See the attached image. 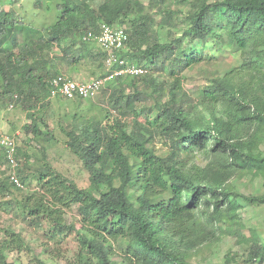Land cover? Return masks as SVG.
Instances as JSON below:
<instances>
[{
    "label": "trees",
    "instance_id": "obj_1",
    "mask_svg": "<svg viewBox=\"0 0 264 264\" xmlns=\"http://www.w3.org/2000/svg\"><path fill=\"white\" fill-rule=\"evenodd\" d=\"M6 1L18 0H0V107L6 101L21 106L29 119L22 125L25 136L41 142L54 137L34 109L50 99L48 80L62 73L57 71L59 63L96 56L102 61L99 76L105 74L103 50L95 52L94 41L82 38L100 23L126 26V45L118 54L145 69L132 76L133 93L110 94V108L119 117L114 123L106 121L111 112L105 109L102 119L74 124L73 115L67 128L61 126L66 146L90 172L87 188H79L46 161L26 171L19 163L20 181L26 184L36 177L42 189L19 202L22 219L38 228L46 223L53 240L74 235L79 248L72 264H113V242H120L124 264H191L188 244L194 239L201 243V235L210 231L200 227L201 201H213L206 220L209 233L215 232L221 222H234L240 206L238 195L230 198L226 190L228 179L235 173L264 178V0H192L184 12L164 0H102L96 7L93 0H33L34 7L45 4L54 15L35 38L29 35L31 23L1 9ZM177 21L187 25L178 36L173 31ZM157 25L167 27V41L159 39ZM211 37H225L243 60L208 78L193 97L182 87V72L203 59ZM194 40L201 42L198 50L189 48ZM118 92L123 93L121 88ZM130 113L127 125L121 118ZM139 115L145 116L143 122L137 120ZM156 135L167 141L165 154L151 144ZM192 147L206 155L212 152L213 158L204 166H188L184 155ZM16 157H24V165L30 158L20 147ZM11 187L7 177L1 180V192ZM242 198L264 203V195ZM73 205L78 228L63 218ZM5 232L0 264H14L8 253L30 245L14 230ZM248 256L261 262L264 244L255 238Z\"/></svg>",
    "mask_w": 264,
    "mask_h": 264
},
{
    "label": "rangeland",
    "instance_id": "obj_2",
    "mask_svg": "<svg viewBox=\"0 0 264 264\" xmlns=\"http://www.w3.org/2000/svg\"><path fill=\"white\" fill-rule=\"evenodd\" d=\"M101 1L93 0L91 5L96 7ZM141 1L145 4L147 2V0ZM189 1L192 0H164V3L173 10L184 12L189 10ZM1 9L11 10L15 18L19 17L25 23H31L34 28L29 29V35L33 38L39 36L41 34L40 29L52 23L54 19L53 10L46 11L45 4H43V8H36L33 5V0H18L14 4L6 1ZM155 14L156 18H159V14ZM177 24L173 31L178 36L187 25L183 22ZM156 27L159 39L163 42L167 41L170 37L167 27L160 25ZM93 46L92 50L95 52L100 50L97 43L94 42ZM200 47L202 45L199 40H194L189 45L191 49L198 50ZM55 51L59 53L58 49ZM203 56L199 63L187 67L182 72V87L190 92L193 97L201 93L208 78L238 66L243 60L238 50L226 45L225 37H222L220 41L213 37L209 38L205 44ZM100 62H102L101 59L96 56L81 58L79 61L70 64L61 62L57 66V71L76 80H89L103 73ZM161 74V72L158 73V77L162 81L165 76ZM131 82L132 77L130 76L107 82L105 88L95 98L83 100L84 102H80L77 98L66 99L63 97L50 98L43 103L39 101L34 109V114L36 117L44 119L53 130L54 137L48 142L37 141L30 136L23 135L22 125L29 122L25 111L18 103H14L12 108H9V104L13 103L12 101L3 103L0 107L1 131L6 133L18 132L17 147H20L26 155L30 156L26 165H24L25 158L19 157L20 168H24L26 171L28 168L31 167L32 169L37 164L46 161L79 188H87L90 184V172L85 168L81 159L66 146V135L61 126L67 128V124L73 120V115H75L74 124L91 119H102L106 115L105 109L111 112L106 121L114 123L115 119L119 117L118 113L110 108V94L116 91L117 95L128 96L134 92ZM136 84L138 89L142 88L140 82L136 81ZM120 88L123 93L118 92ZM146 103L147 105L151 104V100L146 101ZM132 117L133 115L130 113L121 120L130 125ZM144 118V115H139L137 120L143 122ZM151 144L160 154H165L169 149L166 139L159 135L154 137ZM208 147L207 145V150ZM261 147L264 150V144ZM42 148L44 152H42ZM191 150V153L184 155L185 163L188 166L191 164L204 166L213 158L212 152L206 155L203 150L198 152L195 147H192ZM6 169V162L0 149V184L1 180L6 177ZM24 186V189L11 187L9 190L0 191V239L6 236L5 231L7 229H12L30 245V249L23 248L20 251H10L7 257L9 262L14 264H72L79 248L74 235L53 240L48 237L46 223L38 228L30 223L27 224L28 220L22 219L19 202L35 191L42 192L36 177H30ZM226 190L229 192L230 198L238 195L237 202L240 206L236 211V218L233 223H230V226L221 222L219 224L221 229L209 233L211 228L210 223H207L206 215L213 212V201L212 199H209V202L201 201L198 208L200 227H208L210 231L204 236L201 235V243L198 244V241L194 239L188 244L190 263L264 264V259L258 262L251 260L248 256L255 238L264 244V203L250 204L242 198V196L264 195V178H253L250 175L235 173L226 182ZM8 201L10 204L6 205ZM223 206L225 207V205ZM76 209L77 205L71 206L65 211L63 218L66 223L76 224L78 228L79 216ZM119 247H121L120 242H113V254L110 255L113 264H124L119 253Z\"/></svg>",
    "mask_w": 264,
    "mask_h": 264
},
{
    "label": "built area",
    "instance_id": "obj_3",
    "mask_svg": "<svg viewBox=\"0 0 264 264\" xmlns=\"http://www.w3.org/2000/svg\"><path fill=\"white\" fill-rule=\"evenodd\" d=\"M127 33L125 27L100 23L96 31L84 33L83 39L94 41L104 52L103 67L105 74L89 80H76L65 74L59 73L48 80L49 98L63 97L66 99L82 98L93 99L107 82H112L121 76H136L145 72V69L129 63L119 56V52L126 45ZM16 97V96H15ZM13 103L9 104V108ZM18 132L6 133L0 130V148L6 162V177L19 189H24V184L17 176L19 161L16 157Z\"/></svg>",
    "mask_w": 264,
    "mask_h": 264
},
{
    "label": "clouds",
    "instance_id": "obj_4",
    "mask_svg": "<svg viewBox=\"0 0 264 264\" xmlns=\"http://www.w3.org/2000/svg\"><path fill=\"white\" fill-rule=\"evenodd\" d=\"M63 74V73H62ZM66 75V74H65ZM68 76V75H67ZM69 77H71V76H69ZM97 77H100V76H97ZM95 78V77H94ZM92 79V78H91Z\"/></svg>",
    "mask_w": 264,
    "mask_h": 264
},
{
    "label": "crops",
    "instance_id": "obj_5",
    "mask_svg": "<svg viewBox=\"0 0 264 264\" xmlns=\"http://www.w3.org/2000/svg\"><path fill=\"white\" fill-rule=\"evenodd\" d=\"M1 130V129H0Z\"/></svg>",
    "mask_w": 264,
    "mask_h": 264
}]
</instances>
